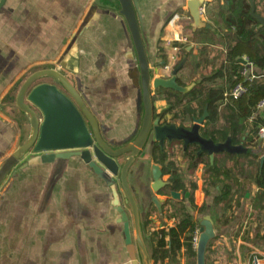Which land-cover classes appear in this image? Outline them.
I'll use <instances>...</instances> for the list:
<instances>
[{
  "label": "crops",
  "instance_id": "obj_1",
  "mask_svg": "<svg viewBox=\"0 0 264 264\" xmlns=\"http://www.w3.org/2000/svg\"><path fill=\"white\" fill-rule=\"evenodd\" d=\"M91 1L6 0L0 11V106L19 81L36 70L56 66L63 60L65 68L59 67V70L80 80L83 93L103 126L110 131L109 136L120 133L119 137H126L134 129L138 113L136 92L127 72L128 41L120 23L108 17L92 20L64 58L66 49L86 18ZM138 2L142 9L148 10L161 5L171 8L172 4L171 0ZM223 2L210 0L205 6L207 14L202 16V21L210 29L193 30L186 7L172 15L160 32L154 56L156 77L165 75L164 66L175 56L172 47L180 49L182 45L187 51L192 46L187 53H197L198 45L182 43L181 39L195 33L196 39L202 40L205 36L203 30L212 31L215 40L219 38L209 16L216 14ZM176 43L178 45H174ZM217 48L222 46L217 45ZM160 62L165 64L161 66ZM185 65L177 74L178 84H184L181 87L192 83L182 79L181 75L187 76ZM254 72L257 69L249 70L251 75ZM159 93L154 94L156 113L171 117V113L164 112L168 104L164 96H158ZM1 108L0 166L29 133L26 122L20 126ZM260 114L264 118V110ZM190 121L192 123V118ZM175 123L180 125V120ZM257 142L264 148V140L258 138ZM168 160L172 159L168 157L164 163ZM176 161L184 170L181 157ZM184 173V182L191 179L196 190L193 206L185 193L182 201L194 221L208 217L216 231V237L206 249V264H253L254 258L264 264L263 211L253 214V220L250 219L251 202L257 188L250 185L239 206L231 204L225 209L214 203L220 194L219 186L208 188V195L204 193V165H198L192 173ZM163 179L168 180L169 176L164 174ZM157 197L166 198V195L160 193ZM112 204L110 191L72 162L56 161L36 168L13 169L0 186V264H131L122 226L117 223ZM174 224V220L165 219L164 214L160 218L156 210L151 209L142 225L149 253L153 249L150 233ZM131 234L135 241L133 227ZM256 235V244H252ZM164 264L172 263L165 261ZM175 264H185V259Z\"/></svg>",
  "mask_w": 264,
  "mask_h": 264
},
{
  "label": "water",
  "instance_id": "obj_2",
  "mask_svg": "<svg viewBox=\"0 0 264 264\" xmlns=\"http://www.w3.org/2000/svg\"><path fill=\"white\" fill-rule=\"evenodd\" d=\"M168 0H161V2ZM225 1L228 4L230 0ZM6 0H0V11ZM210 0H171V8L161 5L151 10L142 9L138 0H92L86 18L65 51L66 58L78 38L91 25L92 20L108 17L122 26L128 41V78L136 92L137 119L132 132L109 136L102 120L91 108L83 93L79 79L64 74L63 60L56 66L32 72L19 81L6 96L1 111L20 126L26 122L29 133L13 153L0 166V186L13 169L20 170L67 161L77 165L93 177L112 197V207L117 223L122 226L126 251L131 264H154L143 235V221L154 208L161 218L163 204L168 200L180 201L184 192L169 191L166 198L157 197L172 187L163 179V167L153 160L157 147L161 154L170 149L184 154L188 148L195 150V157L207 156L213 166L217 155H251L264 165V154L245 147L233 145L228 136L224 142L204 138L201 128L208 118L205 106L203 115L192 117L189 128L175 123L162 124L154 119L153 96L164 90L186 95L207 77L201 76L187 87L177 83V74L186 63L184 56L168 78L156 77L157 64L154 56L163 26L172 15L184 7L192 20L193 30L210 26L202 21L201 9ZM249 15L259 27L264 28V18L255 13V0H246ZM151 13V14H150ZM150 14V15H149ZM160 17V18H159ZM192 46L187 51H191ZM243 64L244 62L241 61ZM165 63L160 62L163 66ZM142 115H141V113ZM154 222L153 219H150ZM199 237L196 247V264H206V249L216 231L210 218L198 221ZM134 228L135 241L131 234Z\"/></svg>",
  "mask_w": 264,
  "mask_h": 264
},
{
  "label": "trees",
  "instance_id": "obj_3",
  "mask_svg": "<svg viewBox=\"0 0 264 264\" xmlns=\"http://www.w3.org/2000/svg\"><path fill=\"white\" fill-rule=\"evenodd\" d=\"M249 11L246 0H230L228 4L225 1L220 4L216 14L209 16V21L216 28L219 38L215 40L212 31L203 30L205 36L198 40L194 33L186 39L188 45L199 46L197 53H187V47L180 45L179 56L171 58L174 69L182 58L186 57L185 71L188 78H198L202 75H206L207 78L189 94L182 95L166 90L161 91L158 96H164L168 104L164 112L171 113V121L183 122L185 118L190 120L192 117L199 118L207 106L209 116L200 131L204 138L224 142L230 136L233 145L243 144L247 148L258 149L264 153L261 143L257 142L259 129H264V118L259 113L250 120L258 103L264 100V28L259 27V24L250 17ZM205 12L207 14V9ZM255 13L264 18V0H255ZM217 45H221L222 48H217ZM244 57L252 63L254 69H257L252 81L241 76L243 69L241 61ZM237 84L247 86L248 93L237 100L226 97L225 95H228ZM177 151L181 153L184 170L181 163L173 159L175 154L170 156L172 160H168L167 163H164L168 158L167 153L159 155L163 175H168L172 183V187L165 191V195H168L169 191H183L193 206L196 184L191 179L185 183L183 173H192L202 164L205 195H208V188L218 186L221 188L219 196L214 200L216 205H223L225 209L231 204L239 206L249 191L248 187L254 185L257 193L251 202L250 219L253 220V214L261 210L264 214V165L260 168L258 157L242 155L238 158L235 155H220V158L214 159L211 166L207 157L200 156L195 159L193 148H188L184 154L180 148ZM162 211L164 218L174 220L175 224L150 233L153 263L164 264L168 261L175 264L183 258L185 264H196V249L192 244L199 229L198 222L193 220L184 201L168 200L163 204ZM149 224L148 222L147 225ZM253 231L255 233V228ZM256 237L257 235L251 240L252 244H256Z\"/></svg>",
  "mask_w": 264,
  "mask_h": 264
},
{
  "label": "built area",
  "instance_id": "obj_4",
  "mask_svg": "<svg viewBox=\"0 0 264 264\" xmlns=\"http://www.w3.org/2000/svg\"><path fill=\"white\" fill-rule=\"evenodd\" d=\"M205 13H206L205 7H203L201 9V16H204ZM180 41L182 43L187 42L186 39H181ZM178 51H179L178 47H172V52L174 53V55H176L178 53ZM242 61L244 63H243V69L241 71V76L245 77V79H247L249 81H252L255 78V76L249 74V70L253 68V65L247 58H242ZM172 66H173V64H167L164 66L163 70L165 72V75H168V73L171 72ZM247 93H248V87L247 86H244L242 84H237L232 88L230 93L228 95H225V96L229 97L233 100H237V99H240L241 97H243L244 95H246ZM262 110H264V100H262L258 103V105L256 106L255 112L250 117V120H253L257 114L262 112ZM258 136H259V139L261 138V140H264V129L263 128L259 129ZM198 237H199V231H196L194 238H193V244H192L194 249H196V247H197ZM253 264H263V263H261L257 258H254Z\"/></svg>",
  "mask_w": 264,
  "mask_h": 264
},
{
  "label": "flooded vegetation",
  "instance_id": "obj_5",
  "mask_svg": "<svg viewBox=\"0 0 264 264\" xmlns=\"http://www.w3.org/2000/svg\"><path fill=\"white\" fill-rule=\"evenodd\" d=\"M173 70V69H172ZM172 70H171V72H172ZM171 72L170 73H168V75H163V78H168V77H170V74H171ZM177 83H178V81H177ZM179 85V84H178ZM153 102H154V96H153ZM205 109V108H204ZM203 112H204V110H203ZM141 113V112H140ZM141 115H142V113H141ZM153 115H154V119L155 118H159L160 119V122L162 123V124H171V123H175V121H171V117H167L165 114H163V113H156V110H155V108H154V106H153ZM203 115V114H202ZM201 115V116H202ZM176 124V123H175ZM177 125V124H176ZM191 125H192V123H191ZM190 125V126H191ZM178 126H182V127H185V128H189L190 126H185V125H182V124H180V125H178ZM165 153H167V152H165ZM161 154V152H160V150L157 148V147H155L154 148V150H153V160H154V162L156 163V164H159L160 166H162L163 167V165L160 163V157H159V155ZM183 154V153H182ZM161 155H163V154H161ZM204 157H207V156H204ZM195 159H196V157H194ZM207 159L209 160V158L207 157ZM159 163H158V162ZM169 181H170V178L168 179ZM166 196H168V195H166ZM183 198V197H182ZM182 198H181V200L180 201H182Z\"/></svg>",
  "mask_w": 264,
  "mask_h": 264
},
{
  "label": "rangeland",
  "instance_id": "obj_6",
  "mask_svg": "<svg viewBox=\"0 0 264 264\" xmlns=\"http://www.w3.org/2000/svg\"><path fill=\"white\" fill-rule=\"evenodd\" d=\"M173 63V60L171 61V62H169V64H172ZM160 74V73H159ZM161 74H164V73H161ZM182 76V79H183V81H186V83H191V82H193V81H196L197 80V77L196 78H188V76H186V75H181ZM155 98V97H154ZM180 124H185V125H187V126H190L191 125V121H190V119H184L183 120V122H181L180 121ZM167 151V155H168V157L170 158V156L171 155H173V154H175V158H173L174 160H179L180 159V157H181V153L180 152H178L177 150V152H175V151H172V150H166ZM168 151H170L169 153H168ZM210 217V216H209Z\"/></svg>",
  "mask_w": 264,
  "mask_h": 264
}]
</instances>
